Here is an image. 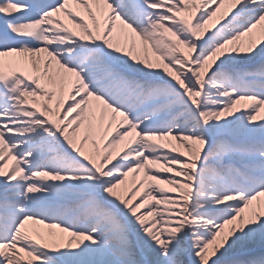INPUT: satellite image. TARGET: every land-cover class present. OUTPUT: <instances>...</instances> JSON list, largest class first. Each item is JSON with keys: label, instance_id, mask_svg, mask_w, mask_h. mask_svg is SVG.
Wrapping results in <instances>:
<instances>
[{"label": "snow or ice", "instance_id": "obj_1", "mask_svg": "<svg viewBox=\"0 0 264 264\" xmlns=\"http://www.w3.org/2000/svg\"><path fill=\"white\" fill-rule=\"evenodd\" d=\"M0 264H264V0H0Z\"/></svg>", "mask_w": 264, "mask_h": 264}, {"label": "rangeland", "instance_id": "obj_2", "mask_svg": "<svg viewBox=\"0 0 264 264\" xmlns=\"http://www.w3.org/2000/svg\"><path fill=\"white\" fill-rule=\"evenodd\" d=\"M11 164V162H9ZM13 163V162H12Z\"/></svg>", "mask_w": 264, "mask_h": 264}, {"label": "bare ground", "instance_id": "obj_3", "mask_svg": "<svg viewBox=\"0 0 264 264\" xmlns=\"http://www.w3.org/2000/svg\"><path fill=\"white\" fill-rule=\"evenodd\" d=\"M12 163V162H11ZM14 163V162H13Z\"/></svg>", "mask_w": 264, "mask_h": 264}]
</instances>
